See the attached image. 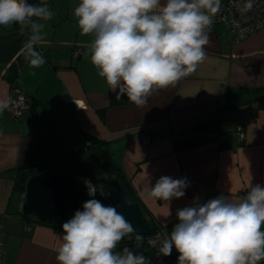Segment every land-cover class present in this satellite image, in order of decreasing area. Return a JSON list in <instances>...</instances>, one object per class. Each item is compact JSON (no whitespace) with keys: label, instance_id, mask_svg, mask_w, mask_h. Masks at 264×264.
Listing matches in <instances>:
<instances>
[{"label":"crops","instance_id":"0c3cea01","mask_svg":"<svg viewBox=\"0 0 264 264\" xmlns=\"http://www.w3.org/2000/svg\"><path fill=\"white\" fill-rule=\"evenodd\" d=\"M34 1L54 13L48 21L34 18L45 25L37 46L43 66L30 67L20 53L29 29L0 26V100L9 101L0 113L5 264H58L63 229L21 215L16 169L83 147L88 134L121 166L152 227L167 225L169 236L178 209L219 195L238 201L249 182L264 187V25L241 39L223 23L212 25L197 71L137 107L126 95L117 98L91 63L94 37L80 34L74 16L80 0ZM20 93L28 106L16 116L10 103ZM161 176L186 178L185 195L151 198L147 190Z\"/></svg>","mask_w":264,"mask_h":264},{"label":"clouds","instance_id":"9594fccd","mask_svg":"<svg viewBox=\"0 0 264 264\" xmlns=\"http://www.w3.org/2000/svg\"><path fill=\"white\" fill-rule=\"evenodd\" d=\"M254 2L245 0L236 6L243 15L253 9ZM220 8L221 0H80L74 16L80 34L94 37L90 60L98 75L117 98L126 95L135 106L144 107L154 93L175 87L206 60L205 46ZM53 15L47 5L0 0V26L18 24L21 32L30 30L20 53L32 68L46 63L37 48L45 25L34 18L48 21ZM8 106V100H0V113ZM188 186L186 178L161 176L147 194L168 202L183 197ZM95 194L89 190V196ZM176 216L178 223L163 240L159 254L169 256L175 248L177 264H259L264 260L261 185L249 182L238 201L219 195L178 209ZM62 229V243L55 250L58 264H146L143 255L127 248L124 254L113 251L134 229L116 207L97 199L84 202L83 210H76ZM142 239L136 236L138 242Z\"/></svg>","mask_w":264,"mask_h":264},{"label":"water","instance_id":"95a60500","mask_svg":"<svg viewBox=\"0 0 264 264\" xmlns=\"http://www.w3.org/2000/svg\"><path fill=\"white\" fill-rule=\"evenodd\" d=\"M32 4L35 5L36 2L32 0ZM106 192L108 195L102 197L101 203L116 207L134 229L121 240L126 241L123 243L124 250L127 248L138 254L139 248L128 241L138 234L144 236L151 233V222L144 215L141 204L130 198L121 182L111 179ZM89 199L93 197L89 196L87 183L76 185L65 173L47 169L36 172L27 179L20 213L46 224L62 225L72 218L76 210H83V203Z\"/></svg>","mask_w":264,"mask_h":264},{"label":"trees","instance_id":"16d2710c","mask_svg":"<svg viewBox=\"0 0 264 264\" xmlns=\"http://www.w3.org/2000/svg\"><path fill=\"white\" fill-rule=\"evenodd\" d=\"M29 1L31 2L32 0ZM86 140L88 142L86 141L83 147L58 154L50 160L37 164H24L18 166L16 169L17 175L15 189L25 192V183L29 176L39 171L51 169L65 173L74 184H80L77 178L78 175L90 178L96 188V197L94 199H97L100 202L103 197L100 194L101 191L106 192L109 181L111 179H116L121 182L128 191L130 198L138 202L137 194L134 192L129 179L124 174L121 166L116 163L113 157L104 148L102 140L90 134L86 136ZM98 171L104 174L102 180L98 179ZM24 217H26V219L28 218L27 216ZM156 225H158V222L155 221L154 227ZM58 226L62 227V225ZM165 228L167 236H169L167 225H165ZM130 241L139 247L140 251L149 250L145 242V238L138 242L135 236L131 238ZM123 243L124 241H120L113 251L123 254ZM173 249L174 250H172V253L169 256L171 260L177 264V257L179 253L175 250V248ZM259 264H264V260L260 261Z\"/></svg>","mask_w":264,"mask_h":264},{"label":"built area","instance_id":"2783aa9c","mask_svg":"<svg viewBox=\"0 0 264 264\" xmlns=\"http://www.w3.org/2000/svg\"><path fill=\"white\" fill-rule=\"evenodd\" d=\"M245 0H221V8L214 17L212 25L217 23H223L228 29H230L236 39L245 38L252 34L264 25V0H255L253 9L250 12L241 14L237 9V4H243ZM28 106V98L26 94L20 93L10 103V110L16 116H20L22 111ZM237 129L242 133L243 127L237 126ZM145 141L149 140V136L143 138ZM81 180L88 184L89 190H95L96 188L92 180L88 177H82ZM93 198L96 197L92 196ZM5 224L0 223V264H5L6 260V247H5ZM145 238V242L148 246V251H143L142 254L145 257L146 264H176L170 256H164L159 254V249L162 246V242L167 238L166 228L163 224L156 225L151 233L141 235Z\"/></svg>","mask_w":264,"mask_h":264},{"label":"rangeland","instance_id":"374dc122","mask_svg":"<svg viewBox=\"0 0 264 264\" xmlns=\"http://www.w3.org/2000/svg\"><path fill=\"white\" fill-rule=\"evenodd\" d=\"M103 176H104V174L101 173L100 171H98V179H99V180H102ZM78 180H79V179H78ZM139 255H140V254H139Z\"/></svg>","mask_w":264,"mask_h":264},{"label":"flooded vegetation","instance_id":"af4514ba","mask_svg":"<svg viewBox=\"0 0 264 264\" xmlns=\"http://www.w3.org/2000/svg\"><path fill=\"white\" fill-rule=\"evenodd\" d=\"M124 242H126V241H124Z\"/></svg>","mask_w":264,"mask_h":264}]
</instances>
